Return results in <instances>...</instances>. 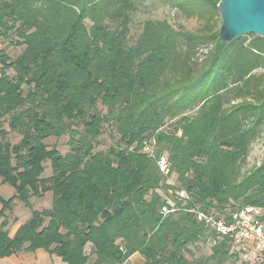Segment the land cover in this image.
Returning <instances> with one entry per match:
<instances>
[{
	"label": "trees",
	"instance_id": "trees-1",
	"mask_svg": "<svg viewBox=\"0 0 264 264\" xmlns=\"http://www.w3.org/2000/svg\"><path fill=\"white\" fill-rule=\"evenodd\" d=\"M158 1L200 26L138 19L148 0H0V179L14 191L0 196V260L264 264L197 220L264 209V160L241 174L264 124V39L222 42L220 0ZM63 136L64 155L46 144ZM15 200L30 217L10 237Z\"/></svg>",
	"mask_w": 264,
	"mask_h": 264
},
{
	"label": "rangeland",
	"instance_id": "rangeland-1",
	"mask_svg": "<svg viewBox=\"0 0 264 264\" xmlns=\"http://www.w3.org/2000/svg\"><path fill=\"white\" fill-rule=\"evenodd\" d=\"M147 8L140 13L138 19L146 20V19H158L159 21L165 20L171 23H175L178 27L179 25L188 31H194L196 28L200 26L197 20L188 19L184 17L182 14H177L173 7L168 4H164L158 0H148L146 3ZM2 46H0L1 48ZM10 54L12 55L15 51L9 50ZM19 50H16V52ZM257 74H262L264 76V68L259 69L256 71ZM6 128V126H5ZM259 133L256 139L252 142L248 157L246 160V164L241 169V174H244L255 167L261 165L262 161L264 160V124L259 129ZM11 143L15 144L19 141V136L15 134H11L10 136ZM68 137L63 136L61 138H49L46 141V144L49 148H55L59 153L62 155L68 152V147L66 146ZM106 140V139H105ZM112 143V140H106L105 146L107 147ZM47 168L43 174V177H49L51 175V168L50 165L47 163ZM167 183L170 185L176 184V176L171 174L167 177ZM14 194L13 189L7 185L2 184L0 179V196L3 198L8 199ZM33 210L41 211L45 208H50L51 206V193H46L42 198H32L31 200ZM9 224L11 227L15 226L19 222H24L30 217V211L27 209L24 204L18 200L14 201L13 207L10 212H6ZM197 249L194 250L195 256L198 257L200 255H208L209 250V243L197 244ZM53 264H62L60 260L54 261ZM129 264H142L139 258H135L132 263Z\"/></svg>",
	"mask_w": 264,
	"mask_h": 264
},
{
	"label": "built area",
	"instance_id": "built-area-1",
	"mask_svg": "<svg viewBox=\"0 0 264 264\" xmlns=\"http://www.w3.org/2000/svg\"><path fill=\"white\" fill-rule=\"evenodd\" d=\"M145 152L149 149L145 148ZM158 168L163 174L168 173V162L163 156L158 161ZM184 197V192H179ZM165 211V209H164ZM197 220L203 222L219 237H228L240 248L244 258H264V209L246 206L231 215L226 221L213 215L197 213Z\"/></svg>",
	"mask_w": 264,
	"mask_h": 264
},
{
	"label": "water",
	"instance_id": "water-1",
	"mask_svg": "<svg viewBox=\"0 0 264 264\" xmlns=\"http://www.w3.org/2000/svg\"><path fill=\"white\" fill-rule=\"evenodd\" d=\"M219 39L231 43L246 35L264 39V0H220Z\"/></svg>",
	"mask_w": 264,
	"mask_h": 264
},
{
	"label": "crops",
	"instance_id": "crops-1",
	"mask_svg": "<svg viewBox=\"0 0 264 264\" xmlns=\"http://www.w3.org/2000/svg\"><path fill=\"white\" fill-rule=\"evenodd\" d=\"M24 222L21 221L13 227L9 225V236L12 237L17 228ZM135 258H139L142 264H144L142 257L138 253L132 255L125 264L132 263ZM57 260L60 259L49 256V254L42 249H37L34 252H20L18 254L3 258L0 260V264H53V262Z\"/></svg>",
	"mask_w": 264,
	"mask_h": 264
}]
</instances>
